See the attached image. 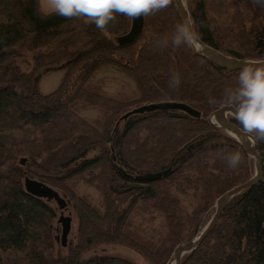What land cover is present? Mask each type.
<instances>
[{
	"label": "trees",
	"instance_id": "obj_1",
	"mask_svg": "<svg viewBox=\"0 0 264 264\" xmlns=\"http://www.w3.org/2000/svg\"><path fill=\"white\" fill-rule=\"evenodd\" d=\"M187 9L208 47L235 59H264V4L188 0ZM142 19L137 39L120 46L117 38L130 28L123 15L101 31L82 18L45 15L38 0H0V264H133L104 254L83 257L100 245L165 264L176 245L198 233L214 201L252 176V159L209 121L224 106L210 105L209 97L219 102L225 89L238 87L240 71L219 69L188 46L157 47L181 22L173 4ZM106 68L132 80L138 96L105 97L95 75ZM57 70L59 84L41 94L40 79ZM173 71L178 88L169 86ZM163 102L183 103L199 117L151 111L121 120L141 105ZM89 111L97 114L87 120ZM234 151L242 160L230 168L225 157ZM256 152L258 183L230 199L180 264H264V143L256 142ZM168 168L159 180L133 179ZM24 177L66 199L76 227L64 254L55 235L57 208L27 194ZM78 183L98 194L97 204L77 193ZM190 193L194 205L182 199ZM155 220L158 229L146 227Z\"/></svg>",
	"mask_w": 264,
	"mask_h": 264
},
{
	"label": "clouds",
	"instance_id": "obj_2",
	"mask_svg": "<svg viewBox=\"0 0 264 264\" xmlns=\"http://www.w3.org/2000/svg\"><path fill=\"white\" fill-rule=\"evenodd\" d=\"M264 4V0H257ZM173 0H42L41 11L45 15L55 13L64 18H82L85 23H94L101 31L114 23L117 15L129 19L149 16L168 8ZM160 49L188 46L200 48L202 44L196 22L191 16L177 23L169 39L165 36L156 41ZM238 76V87L227 88L224 97L218 102L209 97L210 105L231 106L235 109L234 118L241 130L258 143H264V59L253 58L244 61ZM180 76L173 71L169 80L171 88H178ZM225 159L230 168L237 167L242 160L240 151L229 153Z\"/></svg>",
	"mask_w": 264,
	"mask_h": 264
},
{
	"label": "water",
	"instance_id": "obj_3",
	"mask_svg": "<svg viewBox=\"0 0 264 264\" xmlns=\"http://www.w3.org/2000/svg\"><path fill=\"white\" fill-rule=\"evenodd\" d=\"M173 7L180 21L189 16L184 4V0H173ZM142 25V16L135 19H130V28L128 32L125 35L117 38L118 45L124 46L135 41L141 32ZM190 50L194 55L206 59L214 66L222 70L241 71L245 66V60L225 56L218 51L208 47L203 42L200 48L190 47ZM151 111H180L195 119L199 117V113L197 111L193 110L183 103L163 102L141 105L125 113L121 117V120H124L128 116L133 114H143ZM234 112L235 109L231 106H221L210 114L209 121L211 124L215 125L217 128L224 131L228 136L233 138L243 148L246 155L253 161V174L247 181L229 189L216 199L213 207V213L206 225L197 233L194 238L185 243L176 245L167 264H169L171 260L174 261V264H180L182 257L192 252L213 230L219 216L225 209L230 199L238 195L242 191L256 185L260 180V157L256 152V141L251 139L239 127L229 121V118L235 119L233 115ZM212 119L215 121V123L211 122ZM237 138H245L251 140V147L248 149L245 148L241 144V142L237 140ZM117 171L121 175H124V172L121 169L117 168ZM169 173L170 168L160 172L137 175L133 179L138 183L149 182L159 180L167 176ZM132 186H138V184H133ZM23 188L27 194L45 200L46 202L55 204L58 212L55 223L60 229V233L59 236L56 237V241L61 247H65L71 225V214L69 209L67 208L68 205L66 200L56 190L49 187L48 185L33 179H29L27 177H24Z\"/></svg>",
	"mask_w": 264,
	"mask_h": 264
},
{
	"label": "rangeland",
	"instance_id": "obj_4",
	"mask_svg": "<svg viewBox=\"0 0 264 264\" xmlns=\"http://www.w3.org/2000/svg\"><path fill=\"white\" fill-rule=\"evenodd\" d=\"M38 2H39L40 10H41L42 0H38ZM184 4H185L186 9H187L188 8V0H184ZM17 64L19 65V67L22 70H28L29 69V62L28 61L20 60V61H18ZM61 77H62V71L61 70L53 71V72H50V73L44 75L40 79V82L38 84L39 92L41 94H48V93L52 92L57 87V85L59 84ZM97 79H100L103 82L102 90L104 92L103 94L107 98H119V99L129 98V99H131V98H136L138 96V93L135 89V85H134L133 81L125 78L124 75L116 69L106 68V69L100 70V72H98L95 75V80H97ZM144 105H146V104H144ZM95 114H97V111H89V112L84 113L83 116L85 119L90 120L91 118L94 117ZM75 190L77 191V193L79 195H86L90 199H92L94 204H97L98 194L93 189L89 188L88 186H86L84 184L78 183L77 186L75 187ZM58 193L61 194L60 192H58ZM182 199L190 205L195 204V200L192 198L191 193L189 195L182 197ZM215 201H214L213 205L210 207V209L206 212L204 217L202 218L203 225H201L202 227H200L199 231L206 225V223L210 219V217L213 213V207H214ZM50 204L56 208L54 203H50ZM67 208L69 209V205L67 206ZM69 211H70V209H69ZM70 214H71V225H70L69 234L67 236V240H69L73 237L74 232H75V227H76V219L72 215L71 212H70ZM57 215H58V212H57ZM55 222H56V220H55ZM159 223H160L159 220H155L152 224L145 223V225L147 228L152 225L151 227L158 229ZM59 233H60V229L58 226H56L55 235L58 237ZM181 243H185V242L183 241ZM59 247H60L61 253L64 254L65 253V247H61L60 245H59ZM93 254H104V255L116 256V257L127 259L130 262H132L133 264H149L141 255L137 254L133 250L128 249V248L123 247V246H118V245H100V246L94 248L93 250L89 251L88 253H86L83 257L86 258L87 256L93 255ZM171 254H172V252L170 253V256H169V258L165 264L168 263V261L171 257ZM171 261L169 262V264L171 263Z\"/></svg>",
	"mask_w": 264,
	"mask_h": 264
},
{
	"label": "bare ground",
	"instance_id": "obj_5",
	"mask_svg": "<svg viewBox=\"0 0 264 264\" xmlns=\"http://www.w3.org/2000/svg\"><path fill=\"white\" fill-rule=\"evenodd\" d=\"M211 122L212 123H215V121L212 119L211 120ZM237 140H239L240 142H241V144L245 147V148H250L251 147V144H252V142H251V140H249V139H245V138H237ZM170 264H174V261L172 260L171 261V263Z\"/></svg>",
	"mask_w": 264,
	"mask_h": 264
}]
</instances>
